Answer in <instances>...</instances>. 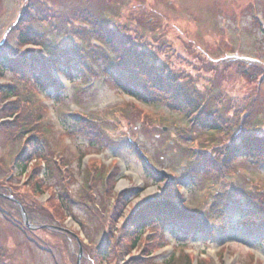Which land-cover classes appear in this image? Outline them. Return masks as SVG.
<instances>
[{
	"label": "rangeland",
	"instance_id": "obj_1",
	"mask_svg": "<svg viewBox=\"0 0 264 264\" xmlns=\"http://www.w3.org/2000/svg\"><path fill=\"white\" fill-rule=\"evenodd\" d=\"M29 29L38 35L24 45ZM106 31L116 51L134 45L199 99L195 108L222 114L221 129L197 126L151 87L138 101L103 79ZM17 54L64 63L33 71L56 90L11 72ZM0 56V264H77L79 250V264H264V168L237 156L224 172L205 163L228 144L226 128L264 137V0H0ZM24 89L42 140L38 167L20 173L28 133L11 114ZM165 200L193 235L143 210ZM140 217L152 220L132 233Z\"/></svg>",
	"mask_w": 264,
	"mask_h": 264
},
{
	"label": "trees",
	"instance_id": "obj_2",
	"mask_svg": "<svg viewBox=\"0 0 264 264\" xmlns=\"http://www.w3.org/2000/svg\"><path fill=\"white\" fill-rule=\"evenodd\" d=\"M89 14L87 13L86 17L88 20ZM101 28H105V26L102 24ZM28 34L38 35V32L29 29L27 32H21L18 34L19 38L24 39V45L28 44L26 41L30 38ZM106 34L107 36L104 35V39L100 40L102 41L101 44L99 43L102 49L100 54L102 55L105 63V68L101 66L99 71L101 72L103 79H106L107 77L110 78L123 94L138 101H141L140 98L143 100L147 98L145 96L142 97L141 95L144 94L146 88L151 87L152 90L149 91V95L152 97L154 96L156 99H161V93H165L169 96L168 101L173 107V110L183 115L186 114L189 116L193 114L194 116L192 121L195 122L197 126L203 127L206 130L211 129L212 131H219L221 129V120L215 118V116L219 114L218 112L208 115L203 112L202 108H195L191 102H199V99L190 93H187L186 90H182L175 79L171 78L167 73H163V70H160L159 67L156 66L149 59V56H146L142 50H139L138 48L136 49L134 45H129L122 50L119 49L121 52L116 51L114 47L116 44L114 43L113 36H111V33L107 31ZM117 36L121 37L122 34H117ZM64 51L65 50H62V52ZM79 52L80 51L78 50H70V53L76 57L81 56L79 55ZM114 52H118L120 54L123 53V58H120L118 62L114 61L112 57ZM52 55H54V53ZM28 56L32 59L31 61H28L26 54H17L14 56L12 61L19 64H8L7 67L14 73L18 70L23 78L29 81V83L34 84V86L41 91H48L50 89L56 90V82L54 79H47L44 81L40 78L33 77V71L36 68L46 69L48 67L51 71L56 72L65 67L61 68L64 63L57 66H49L43 59L36 57L34 54H29ZM126 56H130V58L134 60L133 63L126 60ZM63 57H70V55L64 54ZM1 58L2 57L0 56V60ZM46 58L47 60H50V57L48 58L46 56ZM53 61H58V59H53ZM77 61H82V59ZM2 67L6 66L4 65ZM141 67L144 69L143 74H141ZM76 68L79 67L76 66ZM81 72L83 74L85 72H89V67H83V71ZM148 77L152 79H148ZM145 78L148 80L145 81ZM5 90L8 91L10 95H13L15 88L6 87ZM24 91L25 92L20 93V96L16 98V101L12 102L14 110L11 114V117L16 116V123L20 131L19 133H28V137L25 140V146L16 155L13 161V165L18 168L20 173H25L28 170L29 164L32 160H35V167H38L37 163L39 158L36 155V147L38 146L39 141L42 140V137L38 134L39 131L36 129L39 123L34 121L33 115L30 112V109H32V107H30L31 92L26 89H24ZM219 116L222 118V114H219ZM229 130L230 129L228 128L224 130L228 135H225L229 140V142L227 141L228 144H225L226 146L223 147L221 154L217 157L215 156L214 159H205L206 167L213 171L217 170L218 172H224L228 167L227 162L237 156L240 157V159H248L255 164H260L264 168V137H258L252 133L246 132V129H241L240 127H234V130H230L232 132H229ZM32 147L35 149V152L32 151ZM157 204L158 205L153 206V208L148 207L143 210L147 214L149 212L157 211L163 213L164 215L169 213L168 217H170V221L168 222L167 227H171L170 229L172 230V233L176 232L177 235V232H179V234L183 235H193L194 231L192 232L190 229L189 231L187 230V228L190 227L187 220L185 219L183 221L179 217L175 216L172 211L173 209L169 207L170 204L167 203L166 200L163 202H157ZM160 204H162V206H160ZM149 220H152V217ZM149 220L144 222L142 217L135 219L130 226L131 229H135L132 233H136V230L140 229L143 224H146ZM156 222L159 225H162V221H160V219L158 221L156 220ZM174 224L177 225L174 226ZM104 246L105 245H103L101 249H103Z\"/></svg>",
	"mask_w": 264,
	"mask_h": 264
},
{
	"label": "water",
	"instance_id": "obj_3",
	"mask_svg": "<svg viewBox=\"0 0 264 264\" xmlns=\"http://www.w3.org/2000/svg\"><path fill=\"white\" fill-rule=\"evenodd\" d=\"M13 202L16 203L19 206L20 211H21V214H22V219H23V222H24L25 226L28 227V228H31L32 226L29 225L28 220H27V217L25 215V212L22 209V207L20 206V204L17 201H13ZM80 257H81V250H79V254H78V257H77V264H79Z\"/></svg>",
	"mask_w": 264,
	"mask_h": 264
},
{
	"label": "bare ground",
	"instance_id": "obj_4",
	"mask_svg": "<svg viewBox=\"0 0 264 264\" xmlns=\"http://www.w3.org/2000/svg\"><path fill=\"white\" fill-rule=\"evenodd\" d=\"M123 186H124V184H120V187H123ZM120 187H119V188H120Z\"/></svg>",
	"mask_w": 264,
	"mask_h": 264
}]
</instances>
